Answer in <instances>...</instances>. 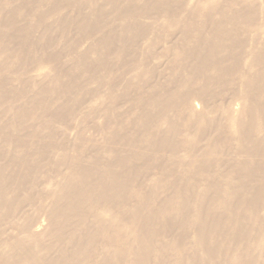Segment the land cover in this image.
<instances>
[{
  "label": "rangeland",
  "instance_id": "374dc122",
  "mask_svg": "<svg viewBox=\"0 0 264 264\" xmlns=\"http://www.w3.org/2000/svg\"><path fill=\"white\" fill-rule=\"evenodd\" d=\"M126 6L136 14L133 26L120 16ZM220 11L231 12L232 21L242 25L240 44L221 52L231 56L226 62L237 65L235 70L240 60L247 64L246 56L239 58L244 43L246 52L255 49L254 55L248 52L250 72H264V49L258 47L264 46V0H0V167L15 169L11 157L17 150L31 161L17 211L7 214L0 208V239L26 233L39 220L38 229H30L41 236L37 249L56 243L49 209L51 194L69 167L64 155L86 162L97 156L104 163L108 150H122L136 169L131 184L143 195V220L153 225V246L143 262L196 264L204 259L209 264L206 249L196 247L194 228L183 215L194 214V192L204 191L210 176L241 183L244 172L238 173L233 163L244 160L247 151L238 146L243 144L239 136L250 133L254 145L264 148V126L253 129L256 135L248 130L252 111L243 112L235 71L205 91L193 85L188 109L167 110V121L161 119L158 128L168 134L170 145L156 152L148 143V126L164 115L148 113L147 99H139L138 90L182 79L183 39L180 29L168 25L178 19L181 24L202 22L208 30L207 18L216 19ZM201 33L192 37L194 42ZM256 33L259 39L251 38ZM42 88L47 92L40 94ZM53 99L57 112L49 111ZM203 111L209 120L195 121ZM260 115L264 122V112ZM144 150L147 154H140ZM258 162L264 166L262 158ZM139 201L132 196L115 206L121 243L131 239L126 205ZM179 204L184 209L176 213ZM161 210L169 213L162 216ZM86 215L92 223L93 213ZM258 215L261 221L248 225L246 244L255 264H264L257 257L264 246V203ZM96 241L108 242V237Z\"/></svg>",
  "mask_w": 264,
  "mask_h": 264
},
{
  "label": "bare ground",
  "instance_id": "6f19581e",
  "mask_svg": "<svg viewBox=\"0 0 264 264\" xmlns=\"http://www.w3.org/2000/svg\"><path fill=\"white\" fill-rule=\"evenodd\" d=\"M157 4L161 5L159 2ZM120 10L123 11L120 14L122 20L128 26H133L131 23L136 21V14L131 13L127 6ZM230 13L220 11L216 19L207 18L206 15L210 24L208 30H204L205 24L202 22L181 24L177 19L171 26L168 25L180 29L183 39L181 48H184L186 55L179 61L182 79L155 84L150 89L140 87L138 90L139 99H147L148 113L164 115L155 125L148 126V143L156 147L153 149L156 152L170 145L168 134L158 128L161 119L167 121V110L174 106L188 109L191 107L189 91L193 85L197 84L205 91L215 80L220 77L226 79L235 71L239 74L236 91L244 100L243 112L246 114L247 109L252 111L248 130L256 135L253 129L261 124L264 126L260 115L264 112V72H250L248 61V52L254 55L255 49L246 52L244 43L239 46V58L246 56L247 64L242 66L240 60L237 70V65L226 62L231 56L221 53L235 48L242 39L239 33L242 25L232 21ZM198 30L204 35L201 33V37L194 42L192 37ZM256 37L259 39L257 33L251 38ZM258 47L264 49V46ZM173 52L178 56V51ZM42 92L47 90L42 88L40 94ZM150 98H153L152 102ZM49 102V111L57 112L59 109H52L54 99ZM158 106L160 111L155 110ZM195 116V121L209 120L204 119V111ZM239 140L243 142L242 145L238 143L240 149L247 151L244 160L234 159L233 163L238 173L244 172L241 183L236 184L229 176H220V179L219 176L218 179L210 176L204 191L194 192L197 199L190 205L194 214L188 217L183 215L185 221L194 228L196 247L206 249L209 264H255L256 260L254 256H248L246 236L249 223L258 224L261 221L258 209L264 203V166L258 160L262 158L264 161V148L259 142L254 145L250 133L240 134ZM248 142L252 144L251 147L247 146ZM142 153L147 154V150ZM107 154L104 163L97 156L88 158L86 162L84 157L69 159L64 155L62 159L68 162L69 167L62 175L59 189L51 194L52 205L49 209L57 242L37 249L41 236L32 234L30 230L32 227L37 230L41 225L37 220L32 226L29 225L30 229L26 233L20 235L19 231L0 239V264H126V259L130 260V264H149L143 261L153 246L154 231L153 225L146 223L141 215L143 195L131 184L136 171L132 157L123 154L122 150L110 149ZM11 162L15 167L11 171L0 167V208L7 214L18 209V192L28 177L27 170L31 164L28 155L19 150L12 153ZM211 190L213 194L207 197ZM132 196L140 201L126 205V209L131 212V239L128 243H121L118 214L114 210L118 203ZM183 209L184 205L179 204L176 213ZM86 213H93L95 228L85 218ZM168 213L160 211L162 216ZM98 237H108V242H97ZM30 239L33 243H26ZM263 247L258 250L257 257L264 259ZM204 263V259L196 262Z\"/></svg>",
  "mask_w": 264,
  "mask_h": 264
}]
</instances>
